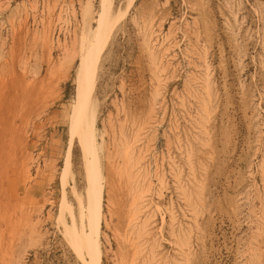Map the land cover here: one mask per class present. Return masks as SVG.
Segmentation results:
<instances>
[{
    "label": "rangeland",
    "instance_id": "374dc122",
    "mask_svg": "<svg viewBox=\"0 0 264 264\" xmlns=\"http://www.w3.org/2000/svg\"><path fill=\"white\" fill-rule=\"evenodd\" d=\"M99 2L0 0V264H84V110L100 264H264V0Z\"/></svg>",
    "mask_w": 264,
    "mask_h": 264
},
{
    "label": "bare ground",
    "instance_id": "6f19581e",
    "mask_svg": "<svg viewBox=\"0 0 264 264\" xmlns=\"http://www.w3.org/2000/svg\"><path fill=\"white\" fill-rule=\"evenodd\" d=\"M111 6L112 0H100L99 9L93 17L96 25L90 31V41L93 45L98 47L102 46L106 31L114 20L111 16ZM92 61L91 50L88 49L83 52L77 64L75 91L79 104L85 103L88 99V96L85 94V88L87 84H91L89 82L90 78H92ZM94 129V117L92 115L89 116V113L84 110L77 118L76 132L85 158V177L87 179L86 201L85 203H80V211L78 213L79 226L76 227L73 222L71 227H69L71 236L74 238V241L80 245L81 251L85 255L83 258L84 264H100L101 257L98 232L101 216L102 183L95 160L96 152L94 153V150L96 149H94ZM124 149V152H122V162L125 171L130 167L129 148L125 145ZM66 164H68V158ZM66 230H68V228H66Z\"/></svg>",
    "mask_w": 264,
    "mask_h": 264
}]
</instances>
